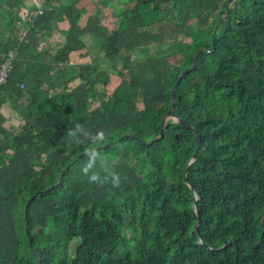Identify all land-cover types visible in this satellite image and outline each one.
Returning a JSON list of instances; mask_svg holds the SVG:
<instances>
[{
  "label": "trees",
  "instance_id": "obj_1",
  "mask_svg": "<svg viewBox=\"0 0 264 264\" xmlns=\"http://www.w3.org/2000/svg\"><path fill=\"white\" fill-rule=\"evenodd\" d=\"M99 1L117 4L110 31L92 0L26 15L0 0V62L17 47L0 108L23 113L15 130L0 110V264H264V0H233L228 18L227 0ZM60 18L63 41L41 51ZM172 87L184 124L161 131Z\"/></svg>",
  "mask_w": 264,
  "mask_h": 264
},
{
  "label": "rangeland",
  "instance_id": "obj_2",
  "mask_svg": "<svg viewBox=\"0 0 264 264\" xmlns=\"http://www.w3.org/2000/svg\"><path fill=\"white\" fill-rule=\"evenodd\" d=\"M99 5L102 4L103 10L101 13V18L103 21V25H105L104 27L106 29H111V28H115L120 20V15H118V12H116V14H114V9L117 7V4L115 1H112L111 3H109V5L107 4H103L102 2H99ZM158 4V3H157ZM156 4V5H157ZM110 6V7H109ZM113 6V7H112ZM101 8V6H99ZM112 7V8H111ZM29 11H32L33 9L29 6L28 8ZM23 20L20 19L16 22V27L17 29H21L23 26ZM55 27H57L55 25ZM204 28V25H203ZM201 29L197 28L195 34L197 35H201ZM54 34L52 38H43L41 40V42L39 43V48L41 51L44 50H54L64 39V36L62 35V33H59V28L54 29ZM178 51V47L176 46L175 43H169V44H161V45H150V46H140L139 48L135 49L134 52H132L131 57L133 60L138 61V60H145V59H149V58H156V57H160L163 55H170L173 52H177ZM71 56V55H70ZM102 56L101 52H96L93 51L92 54L83 57V58H79V55L77 53V57L76 55H73L72 60H74L75 62H78V64L81 62H85L87 61L89 58L90 60L92 59V62L94 63H99L100 58ZM89 61V60H88ZM80 63V64H81ZM104 67V65H101ZM121 66V61H116L114 62L112 68H107L109 70V72L112 75H115L117 70L120 68ZM70 70L73 73H76L75 70V66H70ZM112 82L111 84H115V77L112 78ZM103 90V87L98 84L96 85V91L98 93H100ZM94 99V98H93ZM97 102L92 103V106L96 105ZM138 105L141 107V103H138ZM1 112L4 114L5 118H6V126L12 129H18L19 126L22 124L23 122V113L15 108L12 107L11 103L9 101H5L1 108H0ZM126 162L129 163L130 165L133 166V158L132 156H129L126 158ZM108 189L111 190V187L108 186ZM111 198L109 199L108 202V206H107V210L108 212L111 211H116L120 214V222L118 223V229L124 233L123 228L128 225L130 223V214L126 213L124 211H122L121 209V203L120 200H118L116 197H114V193L113 190L111 191ZM63 233V232H62ZM65 233V232H64Z\"/></svg>",
  "mask_w": 264,
  "mask_h": 264
},
{
  "label": "built area",
  "instance_id": "obj_3",
  "mask_svg": "<svg viewBox=\"0 0 264 264\" xmlns=\"http://www.w3.org/2000/svg\"><path fill=\"white\" fill-rule=\"evenodd\" d=\"M25 4L23 8L20 10L21 15H26L29 13V6L34 7L35 10H33L36 14L43 13L44 11V2L45 0H20ZM27 2H30V5H27ZM19 42H22L26 38V31L21 28L17 31ZM17 54V47L14 49H10L7 51L6 55L3 57V59L0 62V86L5 83L6 78L8 76V72L12 68L13 60Z\"/></svg>",
  "mask_w": 264,
  "mask_h": 264
},
{
  "label": "water",
  "instance_id": "obj_4",
  "mask_svg": "<svg viewBox=\"0 0 264 264\" xmlns=\"http://www.w3.org/2000/svg\"><path fill=\"white\" fill-rule=\"evenodd\" d=\"M231 1H233V0H227L226 1V14L223 16L224 18H228V16H229V14H228V8H229V4H230V2ZM221 19L222 18H219L218 20H217V23H219L220 21H221ZM202 51V49H200V50H198V51H196L195 53H194V55H193V58H192V68L195 66V63H196V57H197V55L200 53ZM182 75V74H181ZM180 75V76H181ZM170 97H171V106H170V108L168 109V111H167V113L164 115V117H163V120H162V122H161V125H160V127H161V131H162V129H163V126H164V124H165V122L169 119V118H173L174 120H176L177 122H179V123H181V124H184L183 122H182V120L179 118V117H177L174 113H173V109H174V87H172V89H171V92H170ZM159 136H161V133H160V135ZM199 138V137H198ZM195 211L198 213V208L195 206ZM195 228H196V230H198V223L195 225ZM37 264H40V257H39V260H38V262H37Z\"/></svg>",
  "mask_w": 264,
  "mask_h": 264
},
{
  "label": "crops",
  "instance_id": "obj_5",
  "mask_svg": "<svg viewBox=\"0 0 264 264\" xmlns=\"http://www.w3.org/2000/svg\"><path fill=\"white\" fill-rule=\"evenodd\" d=\"M64 2L66 1V0H63ZM98 1L99 0H92V2L94 3V9H95V11L98 13V16L100 17V20H101V24L103 25V21H102V18H101V13H102V10H103V8L104 7H102V4H100L99 5V3H98ZM99 2H101V1H99ZM112 2V1H111ZM111 2H109V3H111ZM109 3H105V4H107V5H109ZM27 5H30V2H27ZM99 6H101V8L99 7ZM110 7V6H109ZM113 7V6H112ZM111 7V8H112ZM32 8V7H31ZM117 8H115L114 9V14H116V12H115V10H116ZM104 11V10H103ZM119 15V14H118ZM56 26L57 27H53V29H52V33L50 34V36L49 37H47V38H52L53 37V34H54V29H58L59 28V33H62V35L64 36V31L65 30H67V28H68V23H67V21L64 19V18H60L58 21H57V23H56ZM103 26H105V25H103ZM113 28H109V29H107L108 31H110V30H112ZM73 55H76V57H77V52H74V53H71V60H72V57H73ZM79 55V54H78ZM83 57H86V56H80L79 55V58L81 59V58H83ZM89 60V61H88ZM87 61H85V62H82V63H87V62H91L92 61V59L90 60V58L88 59ZM81 63V62H80ZM79 63V64H80ZM81 63V64H82ZM76 64H78V62H75L74 60H72L71 62H70V66L72 65V66H75Z\"/></svg>",
  "mask_w": 264,
  "mask_h": 264
}]
</instances>
